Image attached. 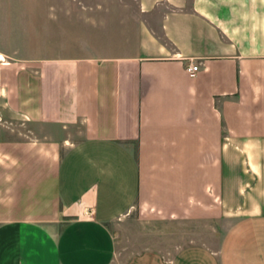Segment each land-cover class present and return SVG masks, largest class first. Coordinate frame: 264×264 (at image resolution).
Returning <instances> with one entry per match:
<instances>
[{
	"label": "crops",
	"instance_id": "obj_1",
	"mask_svg": "<svg viewBox=\"0 0 264 264\" xmlns=\"http://www.w3.org/2000/svg\"><path fill=\"white\" fill-rule=\"evenodd\" d=\"M124 233L122 264H264V0H0V264Z\"/></svg>",
	"mask_w": 264,
	"mask_h": 264
},
{
	"label": "rangeland",
	"instance_id": "obj_2",
	"mask_svg": "<svg viewBox=\"0 0 264 264\" xmlns=\"http://www.w3.org/2000/svg\"><path fill=\"white\" fill-rule=\"evenodd\" d=\"M231 214H241L244 213V211L241 210H235L230 212ZM126 233H124L121 237H119V242H118V247H117V253L115 255V264H122L126 258V256L128 255V253L130 252L131 249H136L139 247V245H137V247L134 245V242H128L129 244H127L126 248H125V243L123 244V241L128 240V238H125ZM124 237V238H123ZM125 239V240H123Z\"/></svg>",
	"mask_w": 264,
	"mask_h": 264
},
{
	"label": "built area",
	"instance_id": "obj_3",
	"mask_svg": "<svg viewBox=\"0 0 264 264\" xmlns=\"http://www.w3.org/2000/svg\"><path fill=\"white\" fill-rule=\"evenodd\" d=\"M199 69V63H193V62H190L186 67H185V70L189 73V74H193L195 73L196 71H198Z\"/></svg>",
	"mask_w": 264,
	"mask_h": 264
}]
</instances>
